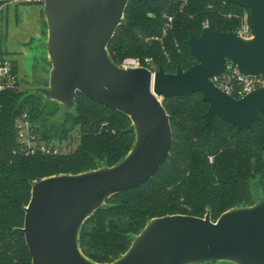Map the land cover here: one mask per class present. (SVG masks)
Segmentation results:
<instances>
[{
  "label": "water",
  "instance_id": "obj_1",
  "mask_svg": "<svg viewBox=\"0 0 264 264\" xmlns=\"http://www.w3.org/2000/svg\"><path fill=\"white\" fill-rule=\"evenodd\" d=\"M130 0H45L47 40L42 48L51 65L48 86L30 95L62 106L60 118L75 106L77 94L128 116L136 140L113 167L35 182L25 209L24 235L33 264H97L78 245L80 230L106 201L148 181L170 155V118L162 101L201 94L209 103L208 126L215 116L250 128L264 115V88L235 99L211 79L227 62L243 75L264 74V0H224L251 14L254 38L237 32L203 29L188 41L197 64L175 74L163 67L125 70L115 65L107 46L123 23ZM264 264V197L250 207L231 209L215 222L173 215L151 220L129 250L109 264Z\"/></svg>",
  "mask_w": 264,
  "mask_h": 264
},
{
  "label": "trees",
  "instance_id": "obj_2",
  "mask_svg": "<svg viewBox=\"0 0 264 264\" xmlns=\"http://www.w3.org/2000/svg\"><path fill=\"white\" fill-rule=\"evenodd\" d=\"M5 2L0 1V10ZM243 8L224 0H130L123 23L107 50L119 66L126 58H151L152 69L175 74L197 64L188 41L200 37L204 22L219 32H235L228 14ZM172 23L167 27L168 19ZM164 31H166L164 33ZM170 118V155L144 184L108 199L83 224L78 238L91 262L109 264L124 255L155 218L187 215L215 222L235 206H252L251 183L264 193V115L250 128L215 116L208 126L210 104L197 93L162 101ZM62 106L25 92L0 95V264H33L23 228L32 186L40 180L79 175L113 167L131 151L136 135L128 116L77 94L71 112L59 119ZM27 113L41 140L63 148L66 155H25L16 124ZM79 142L73 146L74 133Z\"/></svg>",
  "mask_w": 264,
  "mask_h": 264
},
{
  "label": "built area",
  "instance_id": "obj_3",
  "mask_svg": "<svg viewBox=\"0 0 264 264\" xmlns=\"http://www.w3.org/2000/svg\"><path fill=\"white\" fill-rule=\"evenodd\" d=\"M186 2V0H184ZM5 3L11 4H38L43 5L45 0H7ZM239 21L238 28L235 32L245 39L254 38V29L251 24V14L247 9H242V14H228ZM172 18L168 19L167 27L172 23ZM209 23L203 24V29L208 28ZM153 61L151 58H126L119 65L125 70L146 68L152 73ZM211 82L225 94L235 99H242L248 94L264 88V74L259 76H250L241 74L231 62H227L225 72L211 79ZM21 79L14 62L9 56L0 53V95L7 93H16L20 91ZM17 140L22 152L25 155H34L36 153L44 155H66L71 147L59 148L53 143H46L41 140L40 135L35 130L27 113H23L16 124Z\"/></svg>",
  "mask_w": 264,
  "mask_h": 264
},
{
  "label": "rangeland",
  "instance_id": "obj_4",
  "mask_svg": "<svg viewBox=\"0 0 264 264\" xmlns=\"http://www.w3.org/2000/svg\"><path fill=\"white\" fill-rule=\"evenodd\" d=\"M0 1L5 2L7 0H0ZM238 13L242 14V10L239 11ZM231 14L233 13L231 12ZM227 19H236V18L234 17V15H232ZM237 23L239 25V21H237ZM37 31L39 32V35L38 37L35 38L36 35L35 33H37ZM165 32L166 31H164V33ZM46 40H47V24L45 21L43 5L5 3L1 7L0 43L2 48L4 49L3 54L12 58L16 63H19L18 53L24 52L22 53V56L20 58V62L22 64L21 71L23 75L19 71V76L21 79L20 90L21 92H25V94L30 95L34 92L36 88L48 86L51 65L48 59V55L46 54L45 50L42 48ZM78 142H79V135L77 134V132H75L73 146L76 147ZM251 193H252V198L254 200V204L256 203L257 199L264 197V193L260 188L258 179L254 180L251 183ZM240 207H250V206H245V204H240L235 206L233 209ZM137 236H135L134 239ZM206 264H231V263L217 262V263H206Z\"/></svg>",
  "mask_w": 264,
  "mask_h": 264
},
{
  "label": "crops",
  "instance_id": "obj_5",
  "mask_svg": "<svg viewBox=\"0 0 264 264\" xmlns=\"http://www.w3.org/2000/svg\"><path fill=\"white\" fill-rule=\"evenodd\" d=\"M35 34H36V35H35V38H36V37H38L39 32L37 31V33H35ZM27 42H28V41H27ZM3 50H4V49L2 48L1 43H0V53L3 54V53H4ZM22 53H24V52H22ZM22 53H20V52L18 53V56H19V63H16V62L11 58L12 61L14 62V64H15V66L17 67L18 73H19V71H20L21 74H22V71H21V68H22L21 65H22V64H21V62H20V58H21V56H22ZM7 54H8V53H7ZM22 75H23V74H22Z\"/></svg>",
  "mask_w": 264,
  "mask_h": 264
}]
</instances>
